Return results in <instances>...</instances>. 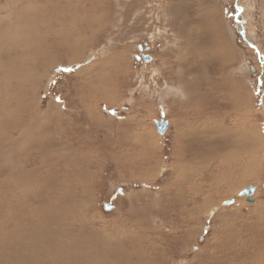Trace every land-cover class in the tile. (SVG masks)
I'll return each mask as SVG.
<instances>
[{
  "label": "rangeland",
  "instance_id": "obj_1",
  "mask_svg": "<svg viewBox=\"0 0 264 264\" xmlns=\"http://www.w3.org/2000/svg\"><path fill=\"white\" fill-rule=\"evenodd\" d=\"M212 27L231 48L222 69L203 50ZM0 37V240L50 207L52 229L137 264H264V0H0ZM206 128L239 138L196 169L187 133L208 144ZM252 185L255 202L239 195ZM17 251L1 264L31 258Z\"/></svg>",
  "mask_w": 264,
  "mask_h": 264
},
{
  "label": "bare ground",
  "instance_id": "obj_2",
  "mask_svg": "<svg viewBox=\"0 0 264 264\" xmlns=\"http://www.w3.org/2000/svg\"><path fill=\"white\" fill-rule=\"evenodd\" d=\"M21 1L22 0H20V2ZM7 10H8V7H6L3 11L6 12ZM210 12H212V13H210ZM214 13H215L214 10L210 7L208 9H206L204 19L202 17V20L205 21V24L208 27H211V25H213V24L215 25L214 15H216V14H214ZM8 23H9L8 20L2 19L1 25H2L3 31H5L8 28V26H9ZM28 29H29L28 24L27 25H21V28L16 27L17 34L20 35L22 38H24L22 36V34L27 32ZM207 29H205V30H207V32H208V36L206 37L208 39L204 40L207 43L204 42L205 45H203L204 48L203 47L202 48L204 51L207 52V50H209V52L216 53V55L219 54V52L222 53L223 62L219 66L222 69L223 66H226V63H227L226 60L228 58L230 59V49H231L229 44H228L227 39L223 35V33L225 31L224 32L222 31L223 33L222 32L219 33L215 27H212L213 31H212V33H210L209 28H207ZM31 31H32V29H31ZM33 31H34V28H33ZM30 37H31V39H29V40H26L25 38H24V40L22 39V43H24V41H26V44L29 43L30 46H34V50L32 47L31 52H33V53L35 52V54L37 53L38 55H36V56L30 55V56H31L33 61H34L33 58H35V60H39V59H41L40 56H41L42 51L45 49L44 48L45 45L43 43L42 36L39 35L38 33L37 34L33 33L30 35ZM203 38H205V37H203ZM2 39H3V37H0V47L2 45H5V44H3L4 39H3V41H2ZM199 41L201 42V40H199ZM208 43H212V44L208 45ZM6 44H7V42H6ZM67 47H68L69 51H71V50L73 51L74 47L72 44H69ZM49 50H50V48H49ZM75 53H77V52H75ZM203 54H205V53L203 52ZM200 55L202 56V51L200 52ZM47 56L49 57L48 52H47ZM77 56H79V55H77ZM18 57H19V55H18ZM50 60H51V58H49V60H46V64L49 63ZM102 86L95 88L94 91H98L100 88H102L101 89L102 92H104V91L106 92V89H104V87H102ZM100 93H101V91H100ZM199 111H200V113L202 112L201 109ZM220 130L222 131V129H220ZM131 133H132V131L129 132V134H131ZM197 133L198 132L187 133V135H190V136L192 135L191 137H193L192 139H193L194 143H192V146H191L192 152H191V155H189V157H190L191 162L193 163V167L196 169L200 168V164L202 163V160H203V158H202L203 153L206 152L207 149L210 150V154L213 156L211 158V155L209 156V154H208V156H205L207 158L206 160H209V158H211L210 160H212L214 157L213 151H214V148H215V145L217 144V142L220 144V146L227 148V146L229 145V144H227V138L229 140H231V138L234 139L237 137V136L233 137V135H234L233 132L223 130V134H224V137L226 140L223 138L219 139V137H216L217 136L216 134L218 133V131L208 128L207 130L203 131V134H206L210 137L209 141H208L209 143L206 144V143H204L205 140L203 138H201L202 140L198 138ZM250 135L251 134H249V136ZM239 136H240V134H239ZM237 138H239V137H237ZM143 141L145 142L146 145L148 144V139H146V136L142 137V142ZM187 144H188L187 146H189V142ZM206 146H207V149H206ZM216 148H217V146H216ZM181 155H183V152ZM220 157L218 156V158H220ZM200 158H202V160H200ZM223 160H225V158H223ZM184 168H186V167H184ZM185 172H187V170ZM16 173H17V171H16V169H14L13 171H11L10 175L12 177H15V179H13L14 183H16L21 188V190H23V192H24L28 189V185L26 183H22L21 180L17 179ZM22 173H24V172H22ZM81 176H82L81 177V180H82L83 175H81ZM25 177H28L27 173H25ZM184 179H185V181H187L188 175L184 176ZM179 188L181 191L184 190L182 185ZM194 189L197 190V187H195ZM51 209L49 207L48 210L44 209L43 211H34V213L32 210V213H30L29 216H26V221H23V223L19 222L20 224H18L17 227L15 228V232L12 231L11 237H10V235L5 236L6 233L3 234L4 237L2 240H0V264L3 263L4 260L7 259L6 252L17 251V250L23 251V253H25L26 255H27V252L32 251L31 252V258L30 259L25 258L24 264H75V262H79L80 264H137V262H135L133 260L132 256H130L131 254L130 253H129L130 255L126 254L118 243L114 244V243H111L110 241L102 240L103 237L100 235H99L100 239H98V241H97L98 243L94 244V246H93L92 245L93 243L90 242L91 243L90 244L91 247H90V246H88L89 244L87 241V239H88L87 235H86L87 239H85V238L81 239L80 238L81 236L78 237L79 235L77 236L76 233L72 234L71 233L72 231L71 232H69L68 230L61 231V229L57 230L56 228L52 229L51 222L54 218L52 217L53 215L51 214V212L54 209H52V211H51ZM35 212H37V214ZM41 216H43V218H41ZM62 216L63 215H61V217ZM56 217H57V215H56ZM66 217H67V215H66ZM2 224H4V223L2 222ZM0 231H2V229H0ZM67 233H69V235H71V236H69ZM8 234H10V233H8ZM66 235L70 237V239L68 240L69 242H67V240L65 242L64 238H60L61 236H66ZM84 235H82V237ZM76 243L80 244V246L79 247L77 246L75 248ZM98 245L101 247H98ZM98 248L100 249V251L96 252V250ZM17 254L19 255L18 251H17ZM45 254H47V256H45ZM71 260H77V261L72 262Z\"/></svg>",
  "mask_w": 264,
  "mask_h": 264
},
{
  "label": "water",
  "instance_id": "obj_3",
  "mask_svg": "<svg viewBox=\"0 0 264 264\" xmlns=\"http://www.w3.org/2000/svg\"><path fill=\"white\" fill-rule=\"evenodd\" d=\"M142 58L145 59V61H151V60H153V56L151 54H149V53L148 54L144 53L142 55ZM156 123H157V126H158V128H159V130H160V132L162 134L165 133V131H167V129L169 128V125H170L169 121H167V120L156 121ZM256 189H257V187L256 186H253V185L252 186H249V187H246L245 189H243L239 193V195L240 196L245 195L247 197V201H249V202H255L256 199H254L252 197L254 196ZM235 202H236V199H231V200L225 201L224 203H225V205H233V204H235ZM105 207L108 210H111V209L115 208V205L106 204Z\"/></svg>",
  "mask_w": 264,
  "mask_h": 264
},
{
  "label": "snow or ice",
  "instance_id": "obj_4",
  "mask_svg": "<svg viewBox=\"0 0 264 264\" xmlns=\"http://www.w3.org/2000/svg\"><path fill=\"white\" fill-rule=\"evenodd\" d=\"M65 71H69V72H70V71H71V69H65Z\"/></svg>",
  "mask_w": 264,
  "mask_h": 264
}]
</instances>
